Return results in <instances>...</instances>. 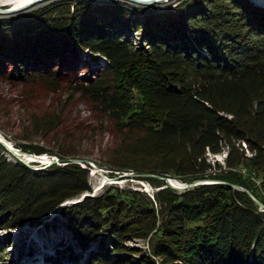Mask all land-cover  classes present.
I'll return each instance as SVG.
<instances>
[{
    "label": "trees",
    "instance_id": "1",
    "mask_svg": "<svg viewBox=\"0 0 264 264\" xmlns=\"http://www.w3.org/2000/svg\"><path fill=\"white\" fill-rule=\"evenodd\" d=\"M27 14L0 18V79L64 90L35 115L39 130L56 133L86 100L96 125L113 128L103 152L111 169L227 183L178 190L149 175L141 179L160 187L154 199L116 185L92 194L89 163L34 170L8 160L0 143V226L40 224L88 192L63 208L79 248L69 264H264V209L247 192L264 202V181L254 179L264 173V6L52 0ZM15 146L84 159L39 142ZM225 150L224 164L212 162ZM145 238L150 251L129 244Z\"/></svg>",
    "mask_w": 264,
    "mask_h": 264
},
{
    "label": "rangeland",
    "instance_id": "2",
    "mask_svg": "<svg viewBox=\"0 0 264 264\" xmlns=\"http://www.w3.org/2000/svg\"><path fill=\"white\" fill-rule=\"evenodd\" d=\"M51 1L40 0L15 12L0 13V18L17 17L18 19L21 15L27 14L31 10L44 6ZM120 1L131 5H140L126 0ZM174 1L176 0L160 1L148 6L160 7ZM2 7L11 6L3 5ZM134 34V42H139V33L134 32ZM85 54L91 59L90 52L86 51ZM36 87L37 85H19L0 79V133L6 141L8 140L14 147H16V142H39L54 150L63 147L66 150L82 155L81 157L88 161L82 162V165L88 166L89 162L96 165L92 166L89 164L91 168L90 183L93 187L92 194H100L108 186L116 185L125 189H140L154 199V193L160 188L159 186L146 179H141V176L132 175V173H136L135 171L120 173L117 170L111 169L106 164L103 152L107 148L108 143L113 139L114 131L113 128L106 130V128L103 129L101 126L96 125L95 120H97L99 115L93 112L88 101L80 99L78 103L72 104L71 109L66 114L64 124L57 131L58 133L49 130V132L39 130L34 122V119H39V117H35V115L40 114L39 112L42 107L44 108L47 105L46 103L57 102L59 96L63 98L61 94L64 90H61L59 93L50 91L48 88L42 90ZM92 121L94 122L92 123ZM71 128L76 129V135L72 139L66 135L71 130L73 131ZM57 137L59 138L58 142L57 139L54 140ZM18 149L23 152L21 148ZM26 153L33 156L44 155L49 159L56 156L52 153ZM4 154L10 161H28L26 164L34 170L47 168L46 166L49 165V160L42 158L31 161L24 157V155L12 154L9 150L4 151ZM226 154L227 150L219 154H210V159L212 162L218 160L221 164H224ZM247 154L251 155V152L247 151ZM166 177H170L182 184L186 183L177 176L170 175ZM254 179L260 184L261 181H264V173H260ZM85 194L89 193L87 192L78 198L67 200L56 211L44 218L40 224H28L13 228H2L0 226V264H69L70 261L67 257L70 256L71 258L74 256V252L79 253V248L71 229L66 224L67 214L63 212V208L80 200ZM260 208L264 209L261 205ZM61 244L62 246H59ZM129 244L150 251L149 238L136 239L129 242ZM68 245L73 249L67 250L66 253L63 252V248H66Z\"/></svg>",
    "mask_w": 264,
    "mask_h": 264
},
{
    "label": "water",
    "instance_id": "3",
    "mask_svg": "<svg viewBox=\"0 0 264 264\" xmlns=\"http://www.w3.org/2000/svg\"><path fill=\"white\" fill-rule=\"evenodd\" d=\"M126 1H129V0H126ZM133 2H136V4H140V5H151L153 3H156V2H160V1H168V0H131ZM255 3H257L258 5H261V6H264V0L262 1H258V0H253ZM31 4V3H30ZM20 8H17V7H2L0 8V13H11V12H15L17 10H19ZM0 143L3 144L12 154H15V155H19V156H22L21 154H27L26 152H21V150H19L18 148L14 147L12 144H10L9 142H7L4 138L0 137ZM31 155V154H30ZM35 158H41L37 155H34ZM25 163H28V161L26 160H23ZM70 161H74V162H79L82 164V162L86 161L88 162L86 159H81V158H67V157H58V156H55L53 158H50L49 159V165H47L46 167L50 166L51 164L53 163H59V164H66ZM90 165L92 166H96L95 164H93L92 162H89ZM45 168V167H44ZM44 168H40V169H44ZM132 175L134 176H149V175H153V176H157L159 178H162V179H165L166 182L176 188V189H180V190H185V189H189L191 187H194V186H197L199 184H204V183H217V182H225L227 183L226 181H217L215 179H209V178H196L190 182H186L185 184H182V185H179V184H175L173 181H172V178L170 177H163L161 175H155V174H150V173H132ZM122 176H125V175H122ZM233 187H236V188H240V189H244L242 188L240 185H237V184H231ZM246 190V189H245ZM247 192L251 195V197H253V199L261 206L264 207V203L262 201H260L258 198H256L249 190H247ZM86 195H89V194H85L84 196Z\"/></svg>",
    "mask_w": 264,
    "mask_h": 264
},
{
    "label": "bare ground",
    "instance_id": "4",
    "mask_svg": "<svg viewBox=\"0 0 264 264\" xmlns=\"http://www.w3.org/2000/svg\"><path fill=\"white\" fill-rule=\"evenodd\" d=\"M38 1H40V0H0V8H2L3 5H10L11 7H17V8H20L19 10H21V9L26 8V7L36 3ZM259 1H262V0H259ZM129 2H133V1L129 0ZM133 3H136V2H133ZM0 137L4 138L2 136V134H0ZM7 142H9V141L7 140ZM21 155H24V157H26L28 160H31V161L36 160V159H40V158H35L33 155H27V154H23V153ZM39 157H41L44 160H49V158H47L44 155H41ZM172 181L175 184L182 185V183H179L178 181H175L174 179H172Z\"/></svg>",
    "mask_w": 264,
    "mask_h": 264
}]
</instances>
